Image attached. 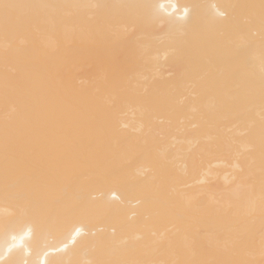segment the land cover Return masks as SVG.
Instances as JSON below:
<instances>
[{"label": "bare ground", "instance_id": "obj_1", "mask_svg": "<svg viewBox=\"0 0 264 264\" xmlns=\"http://www.w3.org/2000/svg\"><path fill=\"white\" fill-rule=\"evenodd\" d=\"M0 264H264V0H0Z\"/></svg>", "mask_w": 264, "mask_h": 264}]
</instances>
